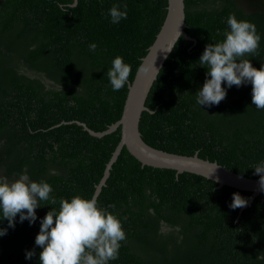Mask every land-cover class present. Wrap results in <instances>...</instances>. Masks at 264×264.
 <instances>
[{
  "label": "trees",
  "instance_id": "16d2710c",
  "mask_svg": "<svg viewBox=\"0 0 264 264\" xmlns=\"http://www.w3.org/2000/svg\"><path fill=\"white\" fill-rule=\"evenodd\" d=\"M127 4V19L112 24L109 9ZM0 0V174L27 172L52 186V195L93 196L119 142V129L90 136L115 123L127 85L153 42L166 0ZM184 33L158 71L138 131L149 147L197 157L249 179L264 160V110L252 104V86L227 88L219 105L199 106L196 92L207 69L198 61L205 46L224 39L227 18L255 24L264 64V15L243 13L233 0H183ZM123 10V9H121ZM96 49L90 50V44ZM131 66L128 83L113 91L107 76L116 56ZM79 88V91L77 89ZM249 192L203 177L141 167L125 148L111 164L98 204L122 222L127 239L109 264H264V191L247 206L229 207L232 194ZM30 225L16 217L0 237V264H40L35 245L40 219L51 207L42 201ZM115 205L114 208L110 207ZM2 218V214H0ZM126 218V219H125ZM0 227H8L7 220ZM35 251L26 259V251Z\"/></svg>",
  "mask_w": 264,
  "mask_h": 264
},
{
  "label": "clouds",
  "instance_id": "9594fccd",
  "mask_svg": "<svg viewBox=\"0 0 264 264\" xmlns=\"http://www.w3.org/2000/svg\"><path fill=\"white\" fill-rule=\"evenodd\" d=\"M108 16L112 24L127 19V4H113ZM227 25L229 30L223 33L224 39L207 44L199 58V65L207 71L202 88L195 94L196 103L200 107L219 105L227 96L224 83L227 88L251 84L252 104L264 110V64L257 69L245 58L258 55L261 35L254 23L237 19L234 13L229 14ZM96 47L94 43L89 45L93 51ZM131 72V66L123 57L116 56L107 71L112 90L124 88ZM149 113L154 114L150 109ZM251 168L259 175L258 185L264 191V160ZM52 191L48 182L34 181L27 172L13 179L0 175V221L8 222L7 228L0 227V237L7 234L8 228L15 227L17 216L21 223L27 220L30 225L34 224L36 209L42 206V201H48L50 206L58 203L59 207H51L40 219V230L35 237V245L42 249L40 264H109L117 260L121 242L127 239L121 220L107 208L100 207L95 196L85 198L77 194L57 201ZM247 205L246 198L239 193L232 194L230 208L235 210ZM34 255V250L26 251L25 258L31 259ZM258 259L264 260V254Z\"/></svg>",
  "mask_w": 264,
  "mask_h": 264
},
{
  "label": "water",
  "instance_id": "95a60500",
  "mask_svg": "<svg viewBox=\"0 0 264 264\" xmlns=\"http://www.w3.org/2000/svg\"><path fill=\"white\" fill-rule=\"evenodd\" d=\"M77 0H71V7L75 6ZM167 5L160 20L162 24L146 54L140 60L132 81L127 85V92L123 102L119 119L109 125L106 130L96 133L81 127L90 136L100 138L119 129V142L106 163L103 175L95 186L93 196H97L100 188L108 177L111 164L115 161L120 150L125 148L140 166L156 169L172 170L175 174L189 173L203 177L216 184V188L223 186L250 193L248 203L262 190L259 188L260 177L249 179L242 177L223 168L215 162H209L197 157L196 153L191 156H183L166 153L147 146L141 139L138 131V122L142 112H149L144 106L147 93L162 68L163 62L169 55L174 43L178 38L194 42L184 33V6L183 0H166ZM146 68L149 71H141Z\"/></svg>",
  "mask_w": 264,
  "mask_h": 264
},
{
  "label": "rangeland",
  "instance_id": "374dc122",
  "mask_svg": "<svg viewBox=\"0 0 264 264\" xmlns=\"http://www.w3.org/2000/svg\"><path fill=\"white\" fill-rule=\"evenodd\" d=\"M243 13L260 12L264 15V0H233ZM1 175V174H0Z\"/></svg>",
  "mask_w": 264,
  "mask_h": 264
}]
</instances>
